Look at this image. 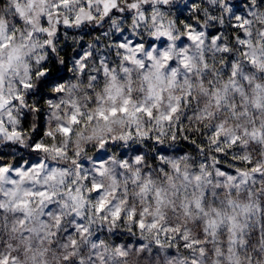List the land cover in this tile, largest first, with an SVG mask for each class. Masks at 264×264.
<instances>
[{
  "label": "clouds",
  "instance_id": "1",
  "mask_svg": "<svg viewBox=\"0 0 264 264\" xmlns=\"http://www.w3.org/2000/svg\"><path fill=\"white\" fill-rule=\"evenodd\" d=\"M0 264H264V0H0Z\"/></svg>",
  "mask_w": 264,
  "mask_h": 264
}]
</instances>
